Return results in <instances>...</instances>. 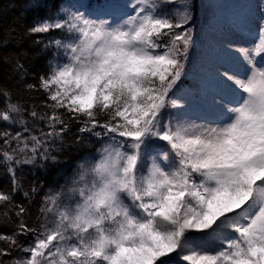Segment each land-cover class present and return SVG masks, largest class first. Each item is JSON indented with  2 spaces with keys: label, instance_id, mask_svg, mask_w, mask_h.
I'll list each match as a JSON object with an SVG mask.
<instances>
[{
  "label": "snow or ice",
  "instance_id": "1",
  "mask_svg": "<svg viewBox=\"0 0 264 264\" xmlns=\"http://www.w3.org/2000/svg\"><path fill=\"white\" fill-rule=\"evenodd\" d=\"M52 7L28 29L53 50L38 85H24L46 94L44 111L25 118L0 89V122L20 128L0 129L11 180L0 219L16 217L14 232L0 234V264H264V20L244 44L226 45L233 63L216 69L217 91L194 116L180 88L191 0ZM15 70L27 75L19 62ZM74 122V143H102L61 191L41 197L30 226L29 208L13 201L18 191L31 201L17 170L58 163Z\"/></svg>",
  "mask_w": 264,
  "mask_h": 264
},
{
  "label": "trees",
  "instance_id": "2",
  "mask_svg": "<svg viewBox=\"0 0 264 264\" xmlns=\"http://www.w3.org/2000/svg\"><path fill=\"white\" fill-rule=\"evenodd\" d=\"M65 0H0V89H6L10 93L12 102H20L24 109V116L33 106H36L38 112L44 111L41 106L42 101H46V94L37 89L26 90L25 84L39 83L41 74L47 71V64L52 56V49H44L43 43H36L37 40L46 41L49 36L43 34H29L28 29L38 20L49 15L55 9L52 7L55 3H63ZM103 0H87V6L91 3ZM51 36H59L60 33L54 32ZM7 41V43H3ZM23 64L27 70V75L20 79V73L15 70L16 63ZM5 98L0 96V108L4 106ZM40 127L43 124L40 123ZM80 127L78 123H72L71 131L65 136V148L59 153V162H48L41 167L39 162L35 165H24L17 170V175L21 178L23 190L30 193L31 201L26 199L21 191L13 194L15 203L24 204L29 208V215L26 217L27 223L31 226L36 222L37 210L40 204L41 192L32 194L30 189L33 185L46 187L50 185L56 173L66 164L80 158L84 153L93 150L97 139L91 138L84 144L74 143L77 129ZM11 129L14 133L19 131L18 125H9L0 122V129ZM15 146V143L11 145ZM0 147H3V140L0 139ZM11 180L6 170L0 167V190L10 191ZM3 206L0 205V212ZM12 217L11 222H4L0 219V234L11 235L14 232V224L16 217L10 211ZM4 246V242L0 241V248Z\"/></svg>",
  "mask_w": 264,
  "mask_h": 264
},
{
  "label": "rangeland",
  "instance_id": "3",
  "mask_svg": "<svg viewBox=\"0 0 264 264\" xmlns=\"http://www.w3.org/2000/svg\"><path fill=\"white\" fill-rule=\"evenodd\" d=\"M86 2L87 0H65L63 4L67 6L83 4L87 7ZM104 3L105 0L91 3L90 7L96 9ZM190 11L192 20L187 26L193 30L194 45L190 49L187 75L180 88L191 93L189 104L195 116L210 105L212 96L217 91L216 69L220 68L224 71L225 67L233 63V59L228 57L226 44L222 40V31L229 29L239 36L241 43L244 44L249 30L258 27L260 21L264 20V0H191ZM101 143L102 141L97 140L91 152L63 166L50 185L39 187L41 197L49 192L61 191L65 182L71 179L78 164L90 159V154H95L96 148ZM17 239L20 244H26L31 237L20 236ZM5 246L4 243L3 247ZM215 248L214 242L209 244V250H215ZM16 254L13 251L12 255ZM11 258V256L7 257V259Z\"/></svg>",
  "mask_w": 264,
  "mask_h": 264
},
{
  "label": "bare ground",
  "instance_id": "4",
  "mask_svg": "<svg viewBox=\"0 0 264 264\" xmlns=\"http://www.w3.org/2000/svg\"><path fill=\"white\" fill-rule=\"evenodd\" d=\"M247 21V20H246ZM248 27H251L249 25H247ZM225 30V29H224ZM222 40L225 42V44L227 45L228 43H233L234 45H240L241 43V39L239 38V36H237L236 34L232 33V31H230L229 29L222 31ZM228 57L233 59V54L229 53L227 51ZM207 103H209V101H207Z\"/></svg>",
  "mask_w": 264,
  "mask_h": 264
}]
</instances>
